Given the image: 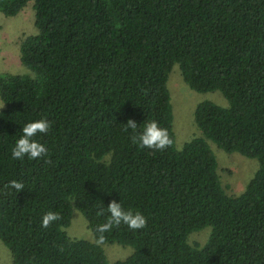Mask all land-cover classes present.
Masks as SVG:
<instances>
[{
    "label": "trees",
    "instance_id": "trees-1",
    "mask_svg": "<svg viewBox=\"0 0 264 264\" xmlns=\"http://www.w3.org/2000/svg\"><path fill=\"white\" fill-rule=\"evenodd\" d=\"M30 4L36 32L20 45L29 72L0 75V241L13 264H111L102 245L115 243L134 254L112 264H264V0H0V14ZM176 65L191 90L229 104H199L203 137L181 150L168 89ZM129 118L157 121L172 145L139 147ZM39 119L51 125L34 137L48 155L13 159L22 127ZM207 141L259 161L244 193L224 191ZM12 180L24 187L5 195ZM112 200L147 225L113 226L97 243ZM73 208L96 243L67 235ZM48 211L61 219L43 228ZM208 227L207 242L191 245Z\"/></svg>",
    "mask_w": 264,
    "mask_h": 264
},
{
    "label": "rangeland",
    "instance_id": "rangeland-1",
    "mask_svg": "<svg viewBox=\"0 0 264 264\" xmlns=\"http://www.w3.org/2000/svg\"><path fill=\"white\" fill-rule=\"evenodd\" d=\"M32 4L15 18H6L0 14V75L25 74L29 71L21 63L20 45L22 39L36 32L33 24ZM171 94L174 122L173 128L176 135V147L181 150L190 140L203 137L202 132L195 122V111L199 104L212 102L226 108L228 101L220 92L198 93L191 90L184 82L180 68L176 65L168 81ZM5 109V104L0 98V110ZM217 157L220 180L224 191L230 196H239L247 188L259 169L257 159L247 158L239 153H226L216 144L207 141ZM71 239L85 240L96 243L88 222L83 214L73 208L71 224L65 229ZM211 228L190 235L191 245H204L209 239ZM102 248L112 264L124 261L134 254L132 247L119 244H103ZM0 264H13L10 249L0 241Z\"/></svg>",
    "mask_w": 264,
    "mask_h": 264
},
{
    "label": "clouds",
    "instance_id": "clouds-1",
    "mask_svg": "<svg viewBox=\"0 0 264 264\" xmlns=\"http://www.w3.org/2000/svg\"><path fill=\"white\" fill-rule=\"evenodd\" d=\"M125 125L126 130L130 129L133 133L131 136L132 141L141 148L163 151L173 143L168 131L161 128L155 120H146L142 127H139L134 119L129 118ZM50 127V122L47 119L27 122L22 127L21 135L12 148V158L15 160H23L27 157L35 160L46 157L48 155V149L44 144L35 140L34 137L38 134H47ZM46 162L50 163V161ZM23 187L24 185L21 182L12 180L4 185L3 193L7 195L12 189L21 192ZM106 211L110 214L107 222L98 225L96 228V231L100 234L97 238V243L104 242V233L110 231L113 226L118 227L124 224L129 229L140 230L144 229L147 225V218L140 211H133L131 209L125 210L122 204L118 203L116 200H112L108 204ZM104 214L105 209L103 208L97 213L98 216H103ZM60 219L61 217L58 213L48 211L42 216L41 226L43 228H48L51 224Z\"/></svg>",
    "mask_w": 264,
    "mask_h": 264
}]
</instances>
